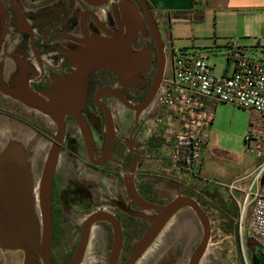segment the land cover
<instances>
[{
	"label": "flooded vegetation",
	"instance_id": "obj_1",
	"mask_svg": "<svg viewBox=\"0 0 264 264\" xmlns=\"http://www.w3.org/2000/svg\"><path fill=\"white\" fill-rule=\"evenodd\" d=\"M127 1L136 3L147 28L133 45L151 58L140 80L125 82L107 67L93 71L84 105L59 124L0 88L5 130L10 134L22 129L41 149L32 167L38 207L44 170L56 150L49 192L52 261L66 264L82 249L80 264H232L224 258L228 249L210 248L213 240L235 235L237 215L226 193L166 173L167 151L145 132L147 121L163 107L167 46L173 41L166 23L169 14L154 11L148 2L155 32L139 0H0L6 14L0 77L8 85L23 78L35 90H50L57 79L74 71L71 56L88 40L112 37L120 30L121 7ZM161 55L164 71L156 82ZM180 197L194 199L207 228L191 205L164 218ZM206 229L208 241L196 256ZM240 250L235 264H243ZM253 250H245L249 264ZM17 252L24 264V253ZM34 260L42 264L39 257Z\"/></svg>",
	"mask_w": 264,
	"mask_h": 264
},
{
	"label": "water",
	"instance_id": "obj_2",
	"mask_svg": "<svg viewBox=\"0 0 264 264\" xmlns=\"http://www.w3.org/2000/svg\"><path fill=\"white\" fill-rule=\"evenodd\" d=\"M147 12L150 25L156 32L150 15L147 0H139ZM123 16L120 30L112 37L93 38L85 46L72 54L74 71L70 76L55 81V86L42 92L33 89L23 78H15L8 85L0 77V88L14 99L22 101L33 110L61 123L66 115H77L84 105L90 74L101 68L113 70L125 82L140 80L142 74L150 66L151 58L146 50L133 48L140 33L146 31L141 20L138 6L134 1H127L121 7ZM5 11L0 3V42L4 39L6 26ZM164 56L160 57V73L158 82L164 71ZM4 86V88H3ZM35 139L28 142L21 137H8L0 147V249L3 251H22L24 264H36L39 257L42 264H56L51 258L52 216L50 208V179L55 166V153L52 150L47 161L40 186V207L34 198L33 163L38 154ZM264 185V174L261 178ZM193 206L204 225L205 215L196 206L194 199L180 197L173 208L165 211L164 218L183 206ZM206 229L205 238L196 256L202 254L208 241ZM255 247L252 254V264H264V256ZM83 250H79L66 264H80ZM194 264H198L194 263Z\"/></svg>",
	"mask_w": 264,
	"mask_h": 264
},
{
	"label": "built area",
	"instance_id": "obj_3",
	"mask_svg": "<svg viewBox=\"0 0 264 264\" xmlns=\"http://www.w3.org/2000/svg\"><path fill=\"white\" fill-rule=\"evenodd\" d=\"M169 60L163 81L161 112L147 121L145 132L162 142L167 151L166 173L178 178H189L210 188L230 194L237 206L236 219L243 264H249L244 242L250 240L264 250V124H252L245 141L249 149L262 160L248 186L240 180L217 183L205 182L202 168L209 144L208 128L214 121L218 102L232 103L256 110L264 115V60L234 51L231 73H216L209 58L200 51L177 48L168 44ZM211 185V186H210ZM239 192L242 199L235 197ZM236 259L232 260L235 264Z\"/></svg>",
	"mask_w": 264,
	"mask_h": 264
},
{
	"label": "rangeland",
	"instance_id": "obj_4",
	"mask_svg": "<svg viewBox=\"0 0 264 264\" xmlns=\"http://www.w3.org/2000/svg\"><path fill=\"white\" fill-rule=\"evenodd\" d=\"M189 10H184L187 12L184 15H176V11H173L169 16L165 12L164 16H169L166 21L170 28L169 33L177 48H187L191 52L202 50L209 54V62L215 67L216 73L232 71L233 62L229 60V56L234 51L246 52L255 58L257 57L255 53L263 54V50L252 35L254 30L244 28L243 19L246 18L242 16L233 18L209 12L200 19L201 12ZM257 123L264 124V115L256 110L226 102L216 104L214 121L208 128L209 144L205 153V165L202 168L205 182L217 187L214 184L240 180L237 183L239 186H248L254 178V171L262 162L245 141L248 130L252 124ZM6 124L0 119V147L8 137H21L26 142L29 141L31 134L22 132V129L19 131L12 129L9 134L5 130L8 128ZM234 195L242 199L239 192L235 191ZM226 196L227 201L234 203L230 194L227 193ZM212 243L210 248L214 251L216 246L229 250L224 256L227 262L237 258L236 251L238 252L240 247L236 235L219 238L218 242L213 240ZM244 247L247 250V240L244 242ZM0 264H23L22 254L0 249Z\"/></svg>",
	"mask_w": 264,
	"mask_h": 264
},
{
	"label": "crops",
	"instance_id": "obj_5",
	"mask_svg": "<svg viewBox=\"0 0 264 264\" xmlns=\"http://www.w3.org/2000/svg\"><path fill=\"white\" fill-rule=\"evenodd\" d=\"M195 1H198L199 4H196ZM148 2L160 14L167 12L170 15L173 11L180 12L195 8L202 10L204 15L214 12L233 18L242 16V18H246L243 19L244 28L254 30L252 35L263 50L261 55L255 53L258 57L256 58L264 60V0H148ZM224 73L229 74L231 71L227 70Z\"/></svg>",
	"mask_w": 264,
	"mask_h": 264
},
{
	"label": "trees",
	"instance_id": "obj_6",
	"mask_svg": "<svg viewBox=\"0 0 264 264\" xmlns=\"http://www.w3.org/2000/svg\"><path fill=\"white\" fill-rule=\"evenodd\" d=\"M195 3L196 4H199V2L198 1H195ZM150 6H151V8H153V6L150 4ZM193 11H199V12H201V14H200V16H199V18L200 19H203V17H204V12L202 11V10H198V9H193V10H190V12H193ZM187 12H185V11H180V12H175V14L176 15H184V14H186ZM209 193V192H208ZM209 195H210V198H212V199H214L215 201L217 200V201H219V200H221L219 197H216V195L215 194H212V193H209ZM224 202V201H223ZM231 203V205H232V207H233V209L235 210V212H236V215H237V217H238V215H239V212H238V209H237V206L234 204V203H232V202H230ZM237 217H236V219H237ZM232 223H228V232L229 233H232L233 232V230H232V225H231ZM236 231H237V224H236ZM235 231V235H236V237H237V242H238V245H239V247H240V249H241V246H240V239H239V235H238V231L236 232ZM247 246H249V247H251V248H255L256 247V244H254L252 241H250L249 239L247 240ZM262 250V252H264V250L263 249H261ZM240 252H241V250H240ZM240 260L242 261V262H244V260H243V257L241 256V254H240Z\"/></svg>",
	"mask_w": 264,
	"mask_h": 264
}]
</instances>
